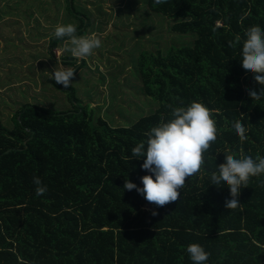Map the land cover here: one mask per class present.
<instances>
[{
  "label": "trees",
  "instance_id": "obj_1",
  "mask_svg": "<svg viewBox=\"0 0 264 264\" xmlns=\"http://www.w3.org/2000/svg\"><path fill=\"white\" fill-rule=\"evenodd\" d=\"M128 2L126 22L122 13L118 18L127 28L118 37L128 44L122 55L131 71L113 77L112 100L128 87L155 110L133 124H118L83 106L76 80L87 62L70 53L57 59L56 50L70 43L52 36L51 62L76 74L67 89L40 77L71 95L69 109L16 104L15 112L0 113V264H193L191 244L209 254L205 264H264V176L241 189L236 209L225 207L229 189L210 180L226 153L264 157V99L248 95L264 86L241 66L246 30H264V0ZM65 3L78 36H87L93 17L102 19L98 27L109 17L99 3L97 14L79 0ZM139 23L141 30L135 29ZM237 35L241 43L230 46ZM109 39L102 40L99 56ZM123 57L118 54L116 63ZM192 102L212 111L218 137L178 201L158 208L123 188L127 178L143 187L141 178L151 175L131 150L152 127L172 119L171 108ZM237 119L246 129L243 142L232 127ZM34 177L46 187L43 195L36 194Z\"/></svg>",
  "mask_w": 264,
  "mask_h": 264
},
{
  "label": "rangeland",
  "instance_id": "obj_2",
  "mask_svg": "<svg viewBox=\"0 0 264 264\" xmlns=\"http://www.w3.org/2000/svg\"><path fill=\"white\" fill-rule=\"evenodd\" d=\"M79 1L83 8L86 7L93 14H97V8L100 6L109 14V17L103 16L102 27H98L102 19L93 17L87 36L97 34L101 40L107 37L110 39L106 41L107 49L103 48L102 57L96 49L91 58H85L87 68L81 70L76 80V99L80 100L83 106L89 105L90 109L103 118L107 114L118 124H125V121L133 124L140 117L154 111L155 107L148 104L146 98L137 95L136 89L132 91L128 87L120 91L122 93L115 102L112 100L115 88L110 84L114 80L113 77L122 79L131 71V66L127 67V59L122 55L128 44L124 45V40L121 41L118 37V33L127 28L118 20L119 14H123L121 19L126 22V15L130 10L129 2ZM98 3L101 5L98 6ZM65 7V0H0V113L7 115L15 112L16 104L39 105L57 112L69 109L71 95L44 84L45 80L40 77L43 74L47 80H53L54 70L66 69L60 62L53 64L49 57L50 41L56 26L70 24ZM139 9V13L144 10L140 7ZM131 15L135 16V12ZM135 29L141 30L140 23ZM132 30L130 29L131 32ZM70 47V44H64L56 50L57 59L71 54ZM118 54L124 60L119 64L116 63ZM101 79L105 80L104 83L100 82ZM116 82L119 85L123 83L119 80ZM132 82L136 86L134 80Z\"/></svg>",
  "mask_w": 264,
  "mask_h": 264
},
{
  "label": "clouds",
  "instance_id": "obj_3",
  "mask_svg": "<svg viewBox=\"0 0 264 264\" xmlns=\"http://www.w3.org/2000/svg\"><path fill=\"white\" fill-rule=\"evenodd\" d=\"M164 2L166 0H155L156 4ZM54 36L61 40L67 38L71 45L69 50L77 59L93 55L102 46V40L97 34L78 36L73 24L57 25ZM245 37L241 66L254 76L257 84L264 86V30L258 25L252 26L246 30ZM240 43L241 37L237 35L230 46L236 47ZM75 74L72 68H59L52 72V79L67 89L71 87ZM248 95L252 101H260L264 99V87L259 91L249 90ZM212 115V111L200 102H192L186 108H171L172 119L152 127L145 133L147 140L131 150L137 159L143 158L141 167L151 175L141 178L143 187H137L127 178L123 188L128 191L135 189L148 203L158 208L178 201L180 189L185 186L188 178L201 172L205 163L204 153L217 140L218 129ZM232 127L242 142L247 139L241 120L234 121ZM217 169L218 172L211 173V183L214 186L223 183L229 189L230 199L225 201V207L236 209L241 205L238 199L241 189L247 188L252 178L264 176V157L257 155L253 159L241 155L237 158L234 153H226L224 162ZM33 182L37 185L38 196L47 191L45 186H41L38 177H34ZM153 215L156 213L153 212ZM187 253L193 264H205L209 256L198 244L189 245Z\"/></svg>",
  "mask_w": 264,
  "mask_h": 264
}]
</instances>
